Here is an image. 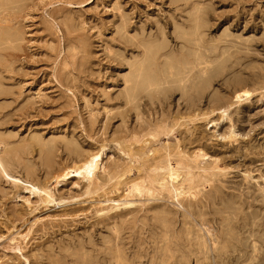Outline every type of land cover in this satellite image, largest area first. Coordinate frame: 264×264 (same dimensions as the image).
<instances>
[{"label": "rangeland", "instance_id": "obj_1", "mask_svg": "<svg viewBox=\"0 0 264 264\" xmlns=\"http://www.w3.org/2000/svg\"><path fill=\"white\" fill-rule=\"evenodd\" d=\"M263 77L264 0H0V264H264Z\"/></svg>", "mask_w": 264, "mask_h": 264}, {"label": "bare ground", "instance_id": "obj_2", "mask_svg": "<svg viewBox=\"0 0 264 264\" xmlns=\"http://www.w3.org/2000/svg\"><path fill=\"white\" fill-rule=\"evenodd\" d=\"M254 38V37H253ZM235 63V62H234ZM207 71V70H205ZM208 72V71H207ZM264 78V77H263ZM243 88V87H242ZM246 93L250 94V91H245ZM259 92V91H258ZM102 157V153H96V154H92L91 156L89 155V157L84 160L82 162L81 165L75 167L74 169L70 170L71 172L68 173L66 172V174H62L59 177H57V184L60 183V181L62 179H65L67 176H76V177H83L87 180H93L96 174V170H98V166L100 163ZM3 159L0 158V167L5 170L4 164L2 162ZM176 172V171H175ZM8 174V173H7ZM9 175V174H8ZM10 176V175H9ZM173 176H175L174 174H172V178ZM12 177V176H11ZM14 178V177H12ZM68 178V177H67ZM15 180L19 181V178H14ZM172 180V179H171ZM63 181V180H62ZM56 184V183H55ZM164 185V184H163ZM32 188H36L35 185L32 184ZM44 192L46 193L47 196V200L51 201L53 199V193L50 190V188L48 189H44ZM53 201V200H52ZM178 202V201H177ZM95 245V244H94ZM66 248V247H65ZM75 250V249H74ZM63 257V256H62Z\"/></svg>", "mask_w": 264, "mask_h": 264}]
</instances>
